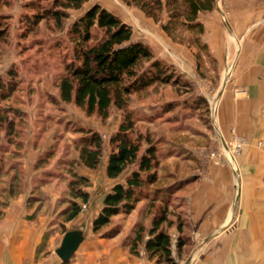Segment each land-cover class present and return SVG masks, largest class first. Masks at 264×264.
<instances>
[{"label": "rangeland", "instance_id": "obj_1", "mask_svg": "<svg viewBox=\"0 0 264 264\" xmlns=\"http://www.w3.org/2000/svg\"><path fill=\"white\" fill-rule=\"evenodd\" d=\"M32 1L42 6L49 2ZM240 1L214 0L211 10L200 12L198 20L203 24L204 30L198 38L196 33L189 32L180 25H177L174 34H167L162 29V25L168 20L166 8L154 19L138 6L128 5L124 0H88L81 9L68 11L70 16L63 22L62 28L57 27L52 20L41 21L33 32L24 35L21 16L26 11L30 12L25 7V0H0V77L6 81L9 70L17 71L14 92L8 99L0 100V104L23 112L24 121L19 127L24 131L15 139V143L22 144L23 165L48 148H53L55 153L45 168L53 167L64 156L76 158L78 151L73 146V140L78 134L71 129L77 125L98 130L103 139L100 164L89 172L92 183L90 200L87 205L82 206V212L76 220L61 226L63 230H81L85 236L84 243L75 254L76 258L72 259L77 261L75 264H90L91 241L94 236L105 239L107 243L110 241L111 246H120L129 257L164 264L148 257L142 241L133 250V240L138 231L142 230L144 239L147 238L153 217L162 211L160 202L140 201L130 214L113 217L107 227L91 235L92 219L101 207L100 197L111 184L103 173L107 154L111 149L109 136L116 131L126 113H130L134 120V135L141 134L157 143L160 152V181L155 186L182 182L168 209L174 220L179 217L182 235L188 236V242L182 247L180 254H177V224L174 222L168 229L175 264H185L197 245L204 243L202 239L208 230L206 226L197 227L190 221L188 209L193 198L207 197L210 194L220 196L224 198V212L227 208L232 210L231 203L235 202L234 216L226 227L230 228L235 224L238 216L237 198L240 197L236 155L241 149L236 152L233 144L243 140L228 143L223 139L216 123V110L236 66L243 35L248 31L243 28L236 30L239 33L235 34L233 30L235 24L240 23L239 19L248 16L246 13L242 14L240 9L247 8L249 2L245 0L243 7L239 4ZM93 4L100 5L130 25L132 40L148 45L156 58L173 68L182 83H157L144 92L132 95L126 109L113 107L109 117L104 120L95 113L88 115L73 102H62L57 84L65 72V63L72 57L68 30L71 21ZM246 25L252 27L247 22ZM240 91L234 88L232 94L237 96L242 93ZM9 116L12 118L11 113ZM47 118L50 122H47ZM5 126L4 124L0 128V149L4 146L7 151H0V157H5L3 162L6 167L14 159L11 157L12 150L19 147L13 143L6 144ZM145 146L144 142L143 147ZM76 169L78 172L82 170L80 166ZM26 174H23L24 180ZM12 175L11 172L3 177L5 186ZM64 176V179H54L53 184L46 189L59 198L55 212L65 208L66 204L60 203L63 198L70 196L66 188L69 177L67 174ZM210 187L212 190H209ZM39 194L42 195L41 192ZM5 195L6 193L0 195V204L5 200ZM216 209L215 213L211 210L207 218L217 216L220 211L219 208ZM56 224L61 225L58 221ZM104 233L109 236L103 237ZM85 246L89 250L87 261L84 259L86 252L81 253Z\"/></svg>", "mask_w": 264, "mask_h": 264}, {"label": "trees", "instance_id": "obj_2", "mask_svg": "<svg viewBox=\"0 0 264 264\" xmlns=\"http://www.w3.org/2000/svg\"><path fill=\"white\" fill-rule=\"evenodd\" d=\"M87 1L49 0L42 6L38 2L25 0V7L30 12L26 11L21 16L24 35L33 32L41 21L52 20L57 27L62 28L65 19L70 16L68 11L81 9ZM124 1L128 5L138 6L154 19L166 8L168 20L162 25V29L167 34H174L177 25H180L187 31L196 33L198 38L204 30L198 14L209 11L214 6V0ZM68 33L72 43V57L65 63V72L59 78L58 94L62 102H73L88 115L95 113L102 120L107 119L113 107L126 109L134 94L144 92L157 83H182L173 68L156 58L148 45L132 40L130 25L98 4L88 7L73 19ZM196 42L199 43L197 38ZM16 76L17 71L11 69L7 72L6 81L0 77V100H6L12 95ZM23 121L21 110L0 104V128L6 125V144L13 143L19 147L11 152L13 160L7 158L10 161L8 166L4 165L5 157H0V195L6 193L2 204H5L7 198L20 193L23 188L25 171L22 144L15 143L18 134L24 131L19 127ZM47 122H50L49 118ZM134 130V120L130 113H126L116 131L109 136L111 149L107 154L105 173L113 183L104 194L101 208L92 220V231L99 233L110 224L113 217L130 214L140 201L160 202L162 211L153 217L147 238L144 239L142 230L138 231L133 240V250L142 241L150 259H155L158 263L175 264L168 229L174 222L177 224V254H180L182 247L188 242V236L182 235L179 217L174 220L168 209L182 182L155 186L160 181V152L157 143L141 134L134 135ZM71 131L78 134L73 140V146L78 151L76 158L64 156L53 167L45 168L55 153L53 148H48L40 151L32 163L34 192L54 179H64V175H68L66 188L70 196L67 200L63 198L62 204L66 206L61 210L66 221L75 219L82 212V204L89 200V192L85 189L89 179L76 168L83 166L95 170L103 153V139L98 130L77 125ZM5 149L2 146L0 151L4 153L7 151ZM11 172L12 178L5 186L3 177ZM38 196L40 195L33 198ZM114 233L115 231L112 232ZM108 236V233L103 234V237Z\"/></svg>", "mask_w": 264, "mask_h": 264}, {"label": "crops", "instance_id": "obj_3", "mask_svg": "<svg viewBox=\"0 0 264 264\" xmlns=\"http://www.w3.org/2000/svg\"><path fill=\"white\" fill-rule=\"evenodd\" d=\"M244 1L239 3L243 7ZM247 2L249 6L240 11L248 16L239 19L240 23L237 22L233 30L235 34L239 33L236 30L243 28L248 31L243 35L236 66L216 110V123L223 139L228 143L240 139L244 141L241 151L236 155L240 183L238 216L235 224L227 228L228 221L234 216L235 202L231 203L232 210L227 208L224 212V198L220 196L210 194L193 198L188 209L190 221L197 227L206 226L208 230L202 239L204 243L197 245L185 264H264V0ZM260 14L263 15L259 17ZM234 88L242 93L234 96ZM33 161H25L23 165L27 177L22 191L7 198L5 204H0V264H75L77 261L72 259L76 258L75 254L84 243V235L69 259L72 262L62 261L56 249L67 231L78 230H63L61 226L76 220L80 214L66 221L61 211L55 212L59 198L54 192L50 194L46 190L53 181L33 191ZM81 168L79 173L89 179L85 189L89 192L90 200L91 169ZM103 173L111 184L102 193L100 202L113 183L106 176L105 166ZM38 192L42 195L33 198ZM216 208H219L220 213L211 218L208 216V220V213L211 210L215 213ZM57 221L61 225L58 226ZM85 252L84 259L87 261L89 250L86 246L81 253ZM90 264L153 263L129 257L120 246H111L110 241L107 243L105 239L94 236Z\"/></svg>", "mask_w": 264, "mask_h": 264}, {"label": "water", "instance_id": "obj_4", "mask_svg": "<svg viewBox=\"0 0 264 264\" xmlns=\"http://www.w3.org/2000/svg\"><path fill=\"white\" fill-rule=\"evenodd\" d=\"M239 194V190H238ZM83 239V234L80 230H69L65 233L60 246L56 249V253L62 261H68L79 243Z\"/></svg>", "mask_w": 264, "mask_h": 264}, {"label": "built area", "instance_id": "obj_5", "mask_svg": "<svg viewBox=\"0 0 264 264\" xmlns=\"http://www.w3.org/2000/svg\"><path fill=\"white\" fill-rule=\"evenodd\" d=\"M244 141L236 142L233 144V149H235L236 152H239L241 147L243 146Z\"/></svg>", "mask_w": 264, "mask_h": 264}]
</instances>
